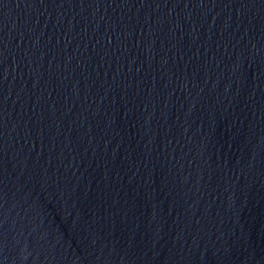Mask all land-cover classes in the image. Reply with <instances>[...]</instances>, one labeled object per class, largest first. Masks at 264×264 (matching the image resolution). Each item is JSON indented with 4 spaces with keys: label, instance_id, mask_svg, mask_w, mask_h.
<instances>
[{
    "label": "water",
    "instance_id": "95a60500",
    "mask_svg": "<svg viewBox=\"0 0 264 264\" xmlns=\"http://www.w3.org/2000/svg\"><path fill=\"white\" fill-rule=\"evenodd\" d=\"M0 264H264V0H0Z\"/></svg>",
    "mask_w": 264,
    "mask_h": 264
}]
</instances>
